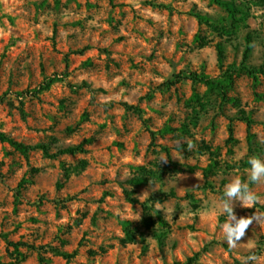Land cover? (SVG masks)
Returning <instances> with one entry per match:
<instances>
[{
	"label": "rangeland",
	"instance_id": "rangeland-1",
	"mask_svg": "<svg viewBox=\"0 0 264 264\" xmlns=\"http://www.w3.org/2000/svg\"><path fill=\"white\" fill-rule=\"evenodd\" d=\"M228 1L245 22L222 36L191 15L230 27L209 0H0V133L52 154L87 141L85 153L53 159L0 141V264H241L264 256V183H249L261 198L252 208L234 204L238 219L253 218L238 246L225 238L233 220L223 189L237 176L249 182V157L264 159V74L254 83L241 69L248 35L246 65L264 70V0ZM226 69L225 100L188 78ZM178 74L185 78L161 88ZM51 78L58 81L39 92ZM165 127L174 131L152 138ZM142 171L158 178L127 183ZM121 221L131 223L132 242Z\"/></svg>",
	"mask_w": 264,
	"mask_h": 264
},
{
	"label": "trees",
	"instance_id": "trees-1",
	"mask_svg": "<svg viewBox=\"0 0 264 264\" xmlns=\"http://www.w3.org/2000/svg\"><path fill=\"white\" fill-rule=\"evenodd\" d=\"M212 4H215L217 6H219L220 8H222L226 14H227V19L229 22V26L230 27H216L215 25H213V21L207 16L202 14L201 12L198 11H191V15L197 20V22L201 25H209L211 27H214L216 30H220V34L223 35H231L233 34V32H236L238 29L239 24L244 23L245 22V18H243V12L231 1L228 0H209ZM237 16H240L237 18ZM1 20V17H0ZM195 41L197 42L198 45L203 46L205 45V40L202 37L196 36L195 37ZM245 42H246V46L242 55V66L241 69L249 76L253 79L254 83L257 82V76L258 74H264V70L263 68L260 69H255L252 68L248 65H246V62L248 60L249 57V53L251 51V38L247 35L245 38ZM216 50H217V54H218V59L221 60L223 59V51H222V46L220 43H218L216 45ZM232 74L233 71L230 69H226L225 71H223L217 78H211L203 73L197 74L195 72L190 73L188 75V78L193 82V83H199V84H203L209 91L211 92H216L218 93L223 100L226 99L225 97V92L228 88L231 87L232 84ZM185 77H183L181 74L175 75L173 77V80H169L164 82L161 85L162 89H169L172 86H174L175 84L179 83L181 80H183ZM56 81H58L56 78H51L49 79L46 83L42 84L39 87V92L42 91H47L51 85H53ZM194 97L197 99V96L194 95ZM228 101L230 102H234L233 99H228ZM124 106L128 109H133V110H137L135 107H131L128 106L127 104H124ZM247 121V123L249 124V120L248 119H244ZM174 130L168 127L163 128L162 130L158 131V132H154L151 131V136L152 138H154V136L156 134H168L173 132ZM0 141L1 142H6L8 143L15 151H17L18 153H20L23 156H27L29 153L33 152V151H40L42 153V155L46 158H57L58 156H63V155H70V156H74L76 154H83L86 152L84 146H85V142H82L76 146H69V147H64V148H59L57 149V151L55 153H50V147L44 144H37V145H27V144H23V143H19L9 137H7L4 133H0ZM164 151L167 152L166 148H163ZM86 167V162L85 161H81L80 162V168L84 169ZM213 167L209 166L206 170H204V176L205 178H207L209 176V174H211ZM147 178H158L156 173H152V172H145L142 171V173H140V176L136 177V178H132L130 179L127 183L128 184H132V185H137L143 182H146ZM205 188H208L210 190H213V186L211 184H209L208 182L205 183ZM123 193L125 196V199L132 205L134 204H138V200L135 199L134 197L131 196V194L126 190L123 189ZM169 197H175V194L173 192H170L169 194H162L161 198H169ZM141 206L143 207L144 210H146V205H144V203H141ZM146 220V219H145ZM150 220V219H148ZM121 225L122 228L124 230L125 233V239L127 242H132L134 240V229L131 228V223H129L128 221H121ZM12 246L15 248V250H17V248L19 246H23V247H27L29 249H33L32 246H28L26 244L23 243H17V244H12ZM62 256L65 259H69L71 258V255L68 254H62ZM195 258H190L186 261L185 264H193L194 263ZM177 264V263H176Z\"/></svg>",
	"mask_w": 264,
	"mask_h": 264
},
{
	"label": "clouds",
	"instance_id": "clouds-1",
	"mask_svg": "<svg viewBox=\"0 0 264 264\" xmlns=\"http://www.w3.org/2000/svg\"><path fill=\"white\" fill-rule=\"evenodd\" d=\"M191 148V144H189ZM166 161V160H165ZM250 167L246 169L248 181L244 182L239 176L233 178L227 183L223 189L221 199L222 207L229 217L233 220V224L226 230L225 238L229 248L235 249L245 236L248 227L252 224L253 218H237L234 214V204L239 202L244 208H252L258 202L260 197L249 187V183H264V159L257 156L248 158ZM241 264H264V256L251 254L241 260Z\"/></svg>",
	"mask_w": 264,
	"mask_h": 264
}]
</instances>
